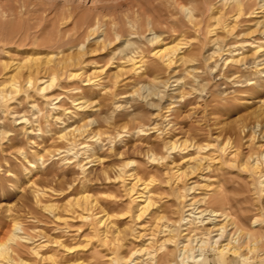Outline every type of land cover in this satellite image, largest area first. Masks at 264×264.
I'll list each match as a JSON object with an SVG mask.
<instances>
[{
	"label": "rangeland",
	"instance_id": "rangeland-1",
	"mask_svg": "<svg viewBox=\"0 0 264 264\" xmlns=\"http://www.w3.org/2000/svg\"><path fill=\"white\" fill-rule=\"evenodd\" d=\"M169 1L0 0V90L3 91L5 87L4 92L10 90L14 82L23 83L25 76L18 77L15 81L9 78L16 73V66L30 64L35 58L43 60L46 57H52L56 59L59 56L57 52L69 47H57L59 41L70 38L78 27L81 32L85 31L81 22L90 19L89 16L92 17L91 19L101 18L106 23H112L113 20L119 22L118 24L124 30L123 35H125L121 36L120 40L118 39L114 44L119 57L139 48V51L143 52V56L145 53L147 54L143 59L145 61L143 65L147 67L155 60L150 53L152 46L148 40L156 33L164 38L169 37V41L176 37L178 40L180 37V39H184L182 52L191 53L193 57H190L194 59V61L177 67L176 72L165 67L157 74L158 77L150 74L149 68H146L147 71L145 69L134 74L133 80L136 79L137 82L136 80L131 81L132 83L122 81L115 87L110 85L105 88L108 92L105 99H102L104 95H96L93 97L94 99L89 100L91 108L93 107L92 110H96L95 117L92 116L95 122L89 127L95 130H108L106 136L116 138L113 140L104 138L103 142L94 143V150L80 156L79 160L84 159L83 163L87 162L86 157L90 154L100 157V161L86 164L85 172L78 168L76 162L72 164L68 163L69 160L63 162L65 158L73 160L74 156L60 152L67 148L65 141L60 139V135L70 124L66 121L69 114L56 119L59 116L58 110L52 108L58 104H64L73 111L70 96L55 100L52 105L48 102L47 105L50 106H47V101H44L40 94L32 93L33 96L28 100L25 98V94L19 91L20 93H13L0 104L3 107L2 109L0 106V239L8 237L15 223H20L22 226L23 232L21 231L20 235L23 233V236H30L32 239L25 243L20 241V244H13V248H17L14 255L16 259L25 256V259L28 257L27 260L33 264H53L52 259L48 258L49 255H52L58 264H74L80 260L89 264H117L113 261L115 257L120 258L119 264H128L126 259L131 251L140 246H147L152 250L157 249L155 250V257L157 256L156 260L154 259L157 262L155 264H164L163 257H165L166 250L160 248V245L164 239L170 236V228H178L179 225L176 223H180L181 229L194 230L193 232L197 236H202L203 226L207 229L214 224L219 226L225 221H234L235 224L228 225L229 228L227 226L222 236H220L221 230L218 232L215 229L210 238H207L208 242L218 238V242L225 243L236 237L234 234L239 228L250 229L249 221L255 214H259L257 209H259V203H264V193L262 195L259 193L258 181L250 177L249 171L243 168L242 163L249 161L250 158L252 161L257 156L256 154L259 155L263 149L261 145L264 147V33L260 30L259 25V21H264L263 13L249 17L243 15L236 20L233 16L227 15L228 27L225 31L222 23L215 24L214 19V21L210 20L212 15L220 14L221 11H225L229 7L225 0ZM181 3L194 11H192L196 16V19L193 18L194 25L187 18L186 12L179 9ZM143 6L145 9L148 8L150 16ZM213 6L217 9L215 10ZM258 6V0H250L245 11L248 12ZM141 11L143 14H139L142 13ZM129 12L130 15H128ZM210 13L214 14L209 16ZM132 16L133 18H131ZM152 16L155 19L161 18L160 20L163 18V23L156 25V31L150 30L147 24L142 31L138 27L136 29V26H134L135 28L132 26L135 24L133 23L134 19L142 20L145 23L148 18H153ZM172 16L177 18L171 19ZM166 20L167 23L164 22ZM179 20L182 22L178 25ZM173 24L180 30L176 32L177 35L174 32L171 33L172 35L165 33V27L172 28ZM211 26H214L213 28L216 30ZM100 33L98 31L95 37L101 35ZM180 42L182 43L181 40ZM258 45L263 46L262 49L256 47ZM121 48L123 49L120 50ZM230 48L231 50H229ZM220 49H224V51H220ZM231 51L233 53H230ZM241 56H246L250 60L245 66L236 63L237 57ZM152 58L153 60L150 62ZM226 58L228 60H225ZM97 60L99 65H105L104 76L118 71L116 64H107L110 56L100 57ZM4 61L10 64V70H3L2 63ZM87 70L88 73H92L91 65ZM4 72L7 74L3 75ZM138 80H140L139 83ZM94 89H98V86ZM109 95L110 97H108ZM99 96L100 98H98ZM60 100L61 102H59ZM57 102L59 103L56 104ZM98 108L101 109L98 110ZM40 109H44L47 118L38 117ZM23 119L21 124L15 123L16 120ZM61 119L62 121H60ZM24 127L35 128L37 133L27 135ZM39 128L40 130H38ZM176 139L178 142L187 139L189 149L187 148L183 152L170 153L167 151L164 146L165 142ZM227 142L230 143L222 150L220 146H224ZM150 149H153L157 157L164 158L159 160V163H157L158 161L150 162L148 159ZM199 149L204 150L199 152ZM39 152L42 154L41 158L36 156ZM253 153L255 154L253 155ZM185 154L186 156H184ZM206 156L207 159H205ZM127 160L133 161L134 166L132 165L131 168L135 169L134 172H139L142 179L149 182L151 200L154 198L152 201L155 207L152 206L151 210L142 214L138 219L136 217L138 214L137 204L130 201L131 196L126 190L128 182L115 178L119 167ZM260 160L263 163V159L260 158ZM262 167L264 168V163ZM131 168L128 167V169ZM177 169L180 170L179 172L197 170L190 174L187 180V183L195 186L194 192L188 193L182 188L184 183L178 180V174L175 175ZM254 182H257L256 185ZM36 189L40 190L38 198ZM184 193L188 194L185 200L180 198ZM84 194H89L92 199L97 200L99 208L94 212L100 213L102 208L105 209L110 215V222H112L110 225L113 227L115 225L114 228L120 227L118 229L123 231L119 240L121 242H117L112 236L114 234L110 233L108 241L104 243L98 235L94 234L95 220L84 218L83 216L88 215L87 212L77 208L73 212V208L68 206V203L70 204L78 197L81 199L80 197ZM214 194L222 199V203L225 202L223 199H226V203L224 205L221 202L216 203L219 206L212 204ZM199 196L204 200L201 201ZM207 197L211 200L208 201ZM190 198L200 201L199 209L205 207L204 209H215L223 213H219V217L217 216V219L213 221L208 219L209 215H203L195 222L192 215L188 216L190 221L187 222L183 217L190 211L186 210L184 204L188 203L189 201L186 199ZM204 201L208 203L206 204ZM183 202L185 203L183 204ZM48 203L55 204V211L43 207ZM65 208L66 211L67 209L69 211L66 212ZM152 210L153 212H151ZM104 213L102 211L98 216L102 217ZM150 213H154L153 216L155 215L157 218L154 219ZM212 219L214 218L212 217ZM202 220L208 223L202 224ZM166 225H169L170 228H163ZM103 229L104 226L101 230ZM184 232L187 231L184 230ZM54 241H62L67 247L74 248L69 251L58 246ZM111 241L112 243H109ZM113 244L118 246L115 247ZM249 244L250 241H247L246 245ZM33 247H36L39 252L41 251L40 255L45 258L31 252ZM249 247L244 248L249 259L243 260L233 255L222 257L210 247V244H207L204 250L205 258L196 264H264V240L257 244L253 252H250ZM167 249L172 250L173 246L169 245ZM172 259L171 257L172 262L176 260L180 263L178 258H174V261Z\"/></svg>",
	"mask_w": 264,
	"mask_h": 264
},
{
	"label": "bare ground",
	"instance_id": "bare-ground-1",
	"mask_svg": "<svg viewBox=\"0 0 264 264\" xmlns=\"http://www.w3.org/2000/svg\"><path fill=\"white\" fill-rule=\"evenodd\" d=\"M171 1V0H170ZM169 1V2H170ZM174 1V0H173ZM177 2V1H176ZM183 2V1H182ZM224 2V1H223ZM226 4L229 6L225 11H221L220 14H216V15H212L210 20L214 21L215 20V24H223V28L228 27V23H226V16L230 15L231 17L233 16V18H238L240 16H254L258 13H263V18H264V0H258L259 2V6L250 10V11H245L246 9V5L250 2V0H225ZM139 3V2H138ZM142 3V2H141ZM172 3V2H171ZM170 3V4H171ZM179 3V1H178ZM184 3V2H183ZM140 4V3H139ZM174 4H176L174 2ZM214 4V3H213ZM223 4V3H222ZM257 4V3H256ZM178 5V4H176ZM175 5V6H176ZM212 5V4H211ZM224 5V4H223ZM252 5V3H251ZM255 5V4H254ZM132 6V5H131ZM134 6V5H133ZM132 6V7H133ZM142 6V5H141ZM253 6V5H252ZM251 6V7H252ZM257 6V5H256ZM130 7V6H129ZM135 7V6H134ZM148 12V8L145 9ZM161 7V5H160ZM179 7V6H178ZM211 7V6H209ZM131 8V7H130ZM142 8V7H141ZM171 8H173L171 6ZM181 8V10L186 12V16L189 19V21L191 23H193V20L196 19V16L193 15V10H190L188 7H186V5H183L181 3L179 9ZM214 8V6H213ZM250 8V5H249ZM253 8V7H252ZM135 9V8H134ZM137 9H139L137 7ZM178 9V10H179ZM212 9V8H211ZM215 10L217 8H214ZM162 10V9H161ZM222 10V9H221ZM129 11V10H128ZM145 11V12H146ZM153 11V10H152ZM193 11V12H192ZM142 13L139 14H143V11H141ZM169 12V11H168ZM212 12V11H211ZM218 12V11H217ZM149 13V12H148ZM156 13V12H155ZM248 13V14H247ZM131 13L129 12L128 15H130ZM153 14V13H152ZM151 14V15H152ZM211 14L214 13H210L209 16ZM127 15V16H128ZM136 15V14H135ZM170 16V14H168ZM97 16V15H96ZM140 16V15H138ZM150 16V13H149ZM207 16V15H206ZM90 19L88 20H83L81 22V26L85 27V31L81 32L79 27L76 28V31L70 36V38L68 39H63L62 41H59L60 43L57 44V47L61 48V47H65V46H69L66 49H62L61 51L57 52V54L59 56H57L56 59H53L52 57H46V59H39V58H35L34 61H32L30 64H23V65H19L18 67L16 66V73L14 75H11L9 78L13 81H15L18 77H22L25 76V78L23 79V83L22 84H18V82H14L12 87H10V90H7L4 92V90L6 89L4 87V90L2 88L3 91L0 90V104H2L3 102L6 101V99L11 96L13 93H17V92H23L22 94H25V98H31L33 95L32 93H37L40 94L42 96V98L44 99V101L46 102V105L49 104L52 105L54 103L55 100H58L60 98H65V96H70L71 99V107H73V111L68 107V106H64V104H58L59 102H61V100L59 102H57L56 104H58V106L52 108L55 110H58L57 114L59 116L56 117V119H60L61 117H63V115H67V120L68 122H70L69 125H67V127H65V130H63L61 132L60 135V139L65 141L67 148H65L63 151L61 150L60 152H64L66 155H73L74 159L70 160L68 158L63 159L64 161H68V163L72 164L76 162V165L78 166L79 169H81L82 172H85V167L86 164H88L89 162H97L100 161V157H94L93 155H88L86 158L88 159L86 163H83V160H79L80 156H84L85 154L89 153V151H92L95 149V144L97 143H101L103 142L105 139L108 140L110 139H114L116 137H112V136H106V134L108 135V130L107 131H103L101 129H92L89 126L93 125V123L95 122V120L92 119V116L95 115L94 112H96V110H92L91 105L89 100L92 99L93 97H95L96 95H104L102 96V99H105L108 95V92H106L105 88H107L110 85H113L114 87L116 86V84L121 83L122 81L124 82H131V81H135L136 79L133 80V76L134 74H138L140 73L142 70H145L146 68H149L148 72L150 74H154L155 77L157 76V74L159 72H161L163 69L166 68H170L173 71L176 72L177 67H179L180 65L189 63L191 61H194V59H192L193 55L190 54H185L182 52L183 50V40L184 39H180L178 40V38L176 37L175 39L173 38V40L171 39L169 41V37H162L160 34H154L153 37L149 38V44L150 46H152V49L150 50L151 55L153 56V58L155 59L154 62H151L153 60L150 59V64H148L147 67H145L143 65V59L145 57V54L143 56V52L139 51V48H135L133 49L131 52L123 54V56H117V49L114 46V44L116 43V41L121 37V36H125L124 34V30L123 28L118 24L119 22H117L116 20L111 21L112 23H106L104 20H101V18H97L91 19L92 17L89 16ZM105 17V16H104ZM153 17V16H152ZM155 17H157L155 15ZM161 17V16H160ZM174 16H172L171 19H173ZM195 17V18H194ZM230 17V18H231ZM83 18V17H82ZM123 18V17H122ZM126 18V17H125ZM133 18V16L131 17ZM175 19L177 17H174ZM194 18V19H193ZM87 19V18H86ZM103 19V18H102ZM161 18H157L155 19L153 18H148L147 21L145 23H143L142 20H137L134 19L135 24H133L132 26H136V29L138 27V29H140L141 31L144 29L145 24H147L148 28L150 30H155V28L158 26V24H162L163 23V18L162 20H160ZM187 19V20H188ZM198 19V18H197ZM214 19V20H213ZM81 20V18H80ZM119 20V18H118ZM125 20V19H124ZM199 20V19H198ZM202 20V19H201ZM79 22V21H78ZM132 22V21H131ZM165 23H167V20L164 21ZM173 22V21H172ZM182 22V20H179V23ZM210 22V21H209ZM175 24V22H173ZM190 23V24H191ZM128 24V23H127ZM172 24V23H171ZM173 24V26H174ZM183 24V23H182ZM181 24V25H182ZM198 26L199 24L196 23ZM195 24V25H196ZM201 24V23H200ZM214 24V26H215ZM74 25V24H73ZM122 25V24H121ZM125 25V24H124ZM130 25V24H129ZM157 25V26H156ZM176 25V24H175ZM192 25V24H191ZM194 25V23H193ZM209 25V24H208ZM259 25H260V30L262 31V33H264V21L261 20L259 21ZM213 26V27H214ZM217 26V25H216ZM222 26V25H221ZM161 27V26H160ZM178 27V26H177ZM211 26V28H213ZM129 28V27H128ZM135 28V27H134ZM181 28V27H180ZM183 28V27H182ZM191 28V27H190ZM195 28V27H194ZM210 28V27H209ZM207 29V28H206ZM215 29V28H213ZM211 29V30H213ZM235 29V28H234ZM131 30V29H130ZM135 30V29H134ZM159 30V29H158ZM201 30V29H199ZM210 30V31H211ZM216 30V29H215ZM228 30V29H227ZM98 31H100L101 35H99L98 37H95V35L98 33ZM156 31V30H155ZM161 31V30H160ZM180 31L179 28H176V26L170 28L169 26L165 27V33H172L174 32L176 34V32ZM195 31V30H194ZM220 31V30H219ZM230 31V30H228ZM244 31V30H243ZM247 31V30H246ZM185 32V31H184ZM212 32V31H211ZM210 32V33H211ZM248 32V31H247ZM135 33V32H133ZM225 33V32H224ZM223 33V34H224ZM150 34V33H149ZM207 34V33H206ZM212 34V33H211ZM216 34V33H215ZM243 34V33H242ZM245 34V33H244ZM172 35V34H171ZM177 35V34H176ZM179 35V34H178ZM181 35V34H180ZM184 36V35H182ZM216 36V35H215ZM59 37V36H58ZM173 37V36H172ZM175 37V36H174ZM223 37V36H222ZM120 40V39H119ZM180 40L182 41V43L180 42ZM217 40V39H216ZM221 40V39H220ZM132 41V40H131ZM187 41V40H186ZM185 41V42H186ZM218 41V40H217ZM216 41V42H217ZM256 41V40H254ZM262 41V40H260ZM184 42V44H185ZM213 42V41H212ZM244 42V41H243ZM242 42V43H243ZM247 42V41H246ZM46 43V42H45ZM249 43H251L249 41ZM239 44V43H237ZM46 45V44H45ZM189 45V44H188ZM187 45V46H188ZM217 45V44H216ZM219 45V44H218ZM228 45V44H227ZM235 45V43H234ZM231 45V46H234ZM195 47V46H194ZM218 47V46H217ZM224 47V46H221ZM237 47V46H236ZM256 47H263L261 45H258ZM120 48V46H119ZM185 48V47H184ZM123 48H121L120 50H122ZM131 49V48H130ZM129 49V50H130ZM225 49V48H224ZM224 49H220V51H224ZM228 49V48H227ZM240 49V48H239ZM262 49V48H261ZM3 50V49H2ZM217 50V49H216ZM231 50V48L229 49ZM237 50V49H236ZM235 50V51H236ZM256 50V49H255ZM228 52V50H227ZM256 52V51H255ZM254 52V53H255ZM258 52V51H257ZM263 52V51H262ZM149 53V56H150ZM217 53V52H216ZM222 53V52H221ZM229 53V52H228ZM227 53V54H228ZM230 53H233L232 51ZM239 53V52H238ZM242 53V52H241ZM56 54V53H55ZM120 54V53H119ZM214 54V52H213ZM147 55V54H146ZM106 57V56H110V60L108 61L107 64L111 63V64H116V68H118V71L116 73L110 74V75H105V65H99L98 60L100 57ZM192 56V57H190ZM215 56V55H214ZM243 56V55H242ZM237 57L236 59V63L240 64V65H246L249 63L250 60H248V58L245 57ZM56 57V56H55ZM230 57V56H229ZM234 57V56H233ZM236 57V56H235ZM262 57V56H261ZM191 58V59H190ZM222 58V57H221ZM257 58V57H255ZM259 58V57H258ZM197 59V58H196ZM146 60V59H145ZM225 60H228L227 58ZM224 60V61H225ZM232 60V58H231ZM231 60H229L231 62ZM255 60V59H253ZM256 61V60H255ZM254 61V62H255ZM149 62V61H148ZM196 62V61H195ZM235 62V61H234ZM233 62V63H234ZM259 62V61H258ZM257 62V64H258ZM224 63V62H223ZM232 63V62H231ZM262 63V62H261ZM225 64V63H224ZM254 64V63H253ZM256 64V63H255ZM91 65V69H93L92 73H88V66ZM228 65V64H227ZM2 67L3 70H7V69H11V66L8 62H3L2 63ZM181 68V67H180ZM197 70H199L198 68H196ZM147 71V69H146ZM145 72V71H144ZM195 72V71H194ZM10 73V72H9ZM146 73V72H145ZM144 73V74H145ZM148 73V75H150ZM196 73V72H195ZM1 74V71H0ZM7 74V72L3 73V75ZM143 74V75H144ZM198 75V74H197ZM195 76V75H194ZM152 77V76H151ZM158 77V76H157ZM196 77V76H195ZM137 78V77H136ZM22 79V78H21ZM10 80V81H11ZM183 80V79H182ZM9 81V82H10ZM137 82V80H136ZM135 82V83H136ZM140 82V80H138V83ZM12 83V82H11ZM21 83V82H20ZM132 83V82H131ZM134 83V84H135ZM181 83V82H180ZM253 83V82H250ZM126 84V83H125ZM124 85V84H123ZM129 85V84H128ZM136 85H138L136 83ZM6 86V85H5ZM96 86H98V89H94ZM125 86V85H124ZM135 86V85H134ZM94 87V88H93ZM132 87V86H131ZM114 90V89H113ZM111 91V90H110ZM19 92V93H20ZM104 93V94H103ZM64 94V96L62 97V95ZM116 94V93H114ZM119 94V93H118ZM116 96V95H115ZM114 96V97H115ZM118 96V95H117ZM122 96V94H121ZM23 97V96H22ZM35 97V96H34ZM110 97V95L108 96ZM123 97V96H122ZM125 97V96H124ZM24 98V97H23ZM100 98V96L98 97ZM118 98V97H117ZM94 99V98H93ZM30 100V99H28ZM34 100V99H33ZM63 100V99H62ZM26 102V99L24 100ZM43 101V102H44ZM67 101V100H66ZM65 101V102H66ZM95 101V100H94ZM97 101H99L97 99ZM115 101V100H114ZM34 102V101H33ZM92 102V101H91ZM35 103V102H34ZM45 103V102H44ZM67 103V102H66ZM101 103V102H100ZM37 104V103H36ZM102 104V103H101ZM108 104V103H107ZM33 105V104H31ZM30 105V106H31ZM44 105V104H43ZM47 105V106H50ZM70 105V104H69ZM100 105V104H99ZM1 108L3 109L2 105H0ZM98 106V105H97ZM105 106V105H104ZM120 106V105H119ZM46 107V106H45ZM44 107V108H45ZM114 107H116L114 105ZM121 107V106H120ZM119 107V108H120ZM43 108V107H42ZM97 108V107H96ZM101 108H98V110ZM111 109V108H110ZM117 109V107H116ZM47 110V109H46ZM71 110V111H70ZM118 110V109H117ZM38 111V110H37ZM49 111V110H48ZM14 112V111H13ZM98 112V111H97ZM38 113V112H37ZM107 113V112H106ZM38 115V114H37ZM23 116V115H22ZM21 116V117H22ZM56 116V114H55ZM25 117V116H23ZM39 118H47V115L45 116L44 113V109H40L39 110ZM37 117V118H38ZM49 117V115H48ZM95 117V116H94ZM36 118V117H35ZM55 118V117H54ZM18 119V118H17ZM28 119V118H27ZM119 120V119H118ZM19 121V122H17ZM23 120H16L15 123L16 124H21ZM43 121V120H42ZM62 121V119L60 120ZM64 123V122H63ZM99 123V121H98ZM99 127V125H97ZM97 127V128H98ZM25 128V127H24ZM23 128V129H24ZM64 129V128H63ZM108 129V128H107ZM37 129L35 128H25V133L27 135H34L36 134ZM40 130V128L38 129ZM144 131V130H141ZM25 134V135H26ZM120 135V134H119ZM115 136V135H114ZM105 138V139H104ZM229 140V139H228ZM227 140V141H228ZM90 143V144H89ZM95 143V144H94ZM188 140H183L181 142H178V140H168L167 142H165V149L167 151H169L170 153L175 152V151H179V152H183L186 151V149L189 147V145L187 144ZM230 142H227L226 144H224V146H220L222 148V150H224V147L229 144ZM193 144V143H192ZM191 144V145H192ZM197 145V143H196ZM207 145V144H206ZM213 145V144H212ZM212 145H210L211 147H213ZM202 146V145H201ZM209 146V147H210ZM229 146V145H228ZM191 147V146H190ZM195 147V146H194ZM197 147V146H196ZM208 147V146H207ZM215 147V146H214ZM217 147V145H216ZM232 147V146H231ZM261 147L263 148L260 151V154L258 155V153L256 154L257 156H255L253 158V160L251 161L250 159H248L249 161L242 163L244 166L243 168H246L249 173H250V177L252 179H256L258 181V184L260 185V189H259V193L262 195L264 193V168L263 163H264V147L263 145H261ZM260 147V148H261ZM198 148V147H197ZM259 148V149H260ZM189 149V148H188ZM233 149V148H232ZM200 150V149H199ZM204 150V149H201ZM201 150L199 152H201ZM217 150V149H216ZM230 150V149H229ZM198 151V150H197ZM198 152V153H199ZM197 153V154H198ZM217 153V152H216ZM196 154V155H197ZM201 154V153H200ZM199 154V155H200ZM237 154V153H235ZM255 153H253L254 155ZM96 155V154H94ZM189 155V154H188ZM193 155V154H192ZM261 155V156H260ZM37 157L41 158L42 154L39 152L36 155ZM90 156H92V158H90ZM99 156V155H98ZM186 156V154L184 155ZM195 156V155H194ZM198 156V155H197ZM208 156V155H207ZM207 156L205 159H207ZM224 156V155H223ZM199 157V156H198ZM205 157V156H203ZM237 157V156H236ZM72 158V157H71ZM164 157H157V154L154 153L153 149H150L148 151V159L150 160V162H156L159 163V160H162ZM213 158V157H212ZM260 158L263 159V163L260 160ZM192 159V158H191ZM204 159V160H205ZM184 160V159H183ZM186 160V159H185ZM194 160V157H193ZM201 160V158H200ZM189 161V160H188ZM203 161V160H202ZM213 161V160H212ZM199 162V161H198ZM201 163V162H200ZM228 163V162H227ZM238 163V162H237ZM66 164V163H65ZM136 164V163H135ZM189 164V163H188ZM241 164V163H239ZM134 166V162L133 161H128L123 163L122 166L119 167L118 169V173L117 176L115 177L116 179L119 180H123L124 182H128L126 184V190L128 191V194L131 196L130 201L132 203H136V211L138 212V214L136 215L137 219L141 217V215L146 212H148V210H151L150 208L152 206H154V198L151 200V190L149 187V182L146 180H143L142 177L134 172L135 169H132L131 166ZM202 165V164H201ZM130 166L131 169H128V167ZM183 166V165H182ZM198 166V165H197ZM204 166V165H203ZM209 166V165H208ZM196 167V166H195ZM202 167V166H201ZM200 167V168H201ZM206 167V166H205ZM230 167V165H229ZM197 169V168H196ZM195 169V170H196ZM241 169V168H240ZM239 169V170H240ZM169 170V169H168ZM176 170V169H175ZM195 170L191 169L189 171L187 170H183L181 172H179L180 170L177 169L176 174H178L177 178L178 180H180L181 182H183L184 187H182L184 190H186L185 192L190 193L191 191L194 192L193 190L195 189V186L187 183V180L190 176V174L194 173ZM200 170V169H199ZM198 170V171H199ZM203 170V169H201ZM245 170V169H244ZM197 172V170H196ZM244 172V171H243ZM242 173V172H241ZM173 175V176H175ZM182 175V176H181ZM181 176V177H180ZM176 177V176H175ZM151 178V177H150ZM251 179V180H252ZM151 180V179H150ZM152 181V180H151ZM255 181V180H253ZM169 182V181H168ZM177 182V181H176ZM153 183V182H152ZM257 183V182H256ZM256 183L254 182V184L256 185ZM124 185V184H123ZM125 186V185H124ZM182 186V185H181ZM244 186V185H243ZM178 187V186H177ZM257 187V186H256ZM181 188V187H180ZM243 188V187H242ZM248 188V187H247ZM258 188V187H257ZM178 189V188H177ZM37 192L36 197L38 198L39 196V189L35 190ZM174 191H178V190H174ZM180 191V189H179ZM182 192H184L183 190H181ZM85 192V191H84ZM154 192V191H153ZM247 192V191H246ZM258 192V191H257ZM127 193V192H126ZM45 194V193H44ZM176 194V193H175ZM180 194V192H179ZM219 194V193H218ZM221 194V193H220ZM215 195V194H214ZM240 195V193H239ZM111 196H113L111 194ZM180 196V195H179ZM203 196V195H202ZM206 196V195H205ZM203 196V197H205ZM208 196V194H207ZM216 196V195H215ZM213 196L212 200L213 202H211L212 204L221 202L222 203V199L219 197H215ZM227 196V195H226ZM45 197V196H44ZM110 197V196H107ZM188 197V194L185 195H181L180 198L184 199ZM194 197V196H193ZM200 197V196H199ZM223 198V196H220ZM69 198V197H68ZM76 198V197H75ZM81 199L76 198L75 200H73L70 204L68 203V206L70 205L71 208H73V212L74 209H81L83 212H87L88 215L82 216L84 218L87 219H94L95 220V228H93L94 234L95 236H99L101 238V240L106 243L108 241V237L110 233H113L114 236L113 238H115V240H117V242L120 240L121 236L123 235V231H121L120 227L118 228H114L113 225H110V215L109 213L106 212L105 209H101V212H105L102 217L98 216V214H100L98 211L94 212L97 208H99L97 200L95 201L94 199L91 198V195L89 194H84L82 197H80ZM208 198V197H207ZM206 198V199H207ZM238 198V197H237ZM201 201L204 200L202 199V197H200ZM71 200V199H70ZM180 200V199H178ZM182 200V201H184ZM211 200V199H210ZM208 198V201H210ZM224 203H222L223 205L226 203V199ZM229 200V199H228ZM227 200V201H228ZM236 200V199H235ZM181 201V202H182ZM186 201H189L188 203L184 204L185 202H183V204L185 205V207L187 208V211H190L189 214H187L185 217H183L185 219V221H190L188 216H192L194 217L193 221L196 219L201 218L203 215H209L208 219H210L211 221L217 219V216L219 215V213H223V212H219L215 209H199L200 207L198 206V203L200 201H198L197 199L193 200V198L190 199H186ZM237 201V200H236ZM206 202V201H204ZM208 202H206L207 204ZM130 204V203H129ZM128 204V205H129ZM200 204V203H199ZM203 204V203H201ZM260 206L258 207L259 209V214H255V216H253L251 218V220L249 221L250 223V229H247L246 227H242L239 228L238 231L236 232V237L234 239H231L228 242H218V238L217 239H212V241L208 242L207 238H210L212 232L217 229L218 232L221 230L220 232V236H222V233L226 230L227 226L230 224L234 225V221H230L228 220L227 222H223L222 224L215 225L212 227H209L207 229H205L206 227L203 226L204 229V233H202V236H197V234H195L193 231L194 230H190L187 228H183L181 229V225L178 221V228L176 229H172L170 228L169 225L163 226V228H170L169 232L171 234H169L170 236H168V238L164 239L160 245V248H164V250H166V254L164 253L163 259L165 260L164 264H196L199 261H203L201 259L205 258V254H204V250H205V246H207V244H210V247L217 251L219 253L220 256L222 257H227L228 255H233L234 257L237 258H241L243 260H248L249 256L244 252V248L249 247L250 252H253L254 249L257 247V244L261 241L264 240V203H259ZM127 205V206H128ZM172 205V204H171ZM222 205V206H223ZM58 206V205H56ZM67 206V205H65ZM69 206V207H70ZM219 206V205H218ZM226 206V205H225ZM231 206V205H230ZM45 209H49V210H53L56 208L55 204H46L43 206ZM130 207V205H129ZM155 207V206H154ZM181 207V206H180ZM209 207V206H208ZM213 207V205H212ZM242 207V206H241ZM131 208V207H130ZM134 208V207H133ZM184 208V206H183ZM231 208V207H229ZM70 209V208H69ZM185 209V208H184ZM234 209V208H233ZM72 210V209H71ZM98 210V209H97ZM131 210V209H130ZM133 210V209H132ZM155 210V209H154ZM227 210V209H226ZM48 211V210H47ZM63 211V210H62ZM66 211V208H65ZM67 211H69L67 209ZM66 211V212H67ZM78 211V210H77ZM223 211V210H222ZM72 212V213H73ZM129 212V211H128ZM134 212V211H133ZM132 212V213H133ZM153 212V210L151 211ZM156 212V211H155ZM180 212V211H179ZM226 212V211H225ZM224 212V213H225ZM71 213V212H70ZM130 213V212H129ZM131 213V214H132ZM136 213V212H134ZM159 213V212H158ZM157 213V214H158ZM183 213V212H182ZM258 213V212H257ZM151 214V213H150ZM154 214V213H153ZM153 214H151L153 216ZM186 214V213H185ZM197 214V215H194ZM58 215V214H57ZM56 215V216H57ZM226 215V213H225ZM229 215V214H228ZM60 216V215H58ZM57 216V217H58ZM221 216V215H220ZM223 216V215H222ZM69 217V216H68ZM105 217V218H104ZM150 217V215H149ZM154 219L157 218L155 217V215L153 216ZM161 217V216H160ZM159 217V218H160ZM163 217V216H162ZM165 217V216H164ZM212 217L214 219H212ZM219 217V216H218ZM62 218V217H61ZM225 218V217H224ZM65 220V218H62ZM112 219V218H111ZM150 219V218H149ZM152 219V218H151ZM59 220V219H58ZM93 220V221H94ZM153 220V219H152ZM208 220V221H210ZM92 221V220H91ZM92 221V222H93ZM150 221V220H149ZM248 221V219H247ZM154 222V221H153ZM200 222V220H199ZM202 224H207L208 222H204V220L201 221ZM67 223V222H66ZM155 223V222H154ZM182 223V222H181ZM213 223V222H211ZM92 224V223H91ZM153 224V223H151ZM157 224V223H156ZM185 224V223H184ZM195 224V223H193ZM201 224V223H200ZM155 225V224H154ZM183 225V223H182ZM192 225V224H190ZM231 225V226H232ZM93 226V225H92ZM91 226V227H92ZM102 226H104V229L101 230ZM153 226V225H152ZM175 227H177L176 225H174ZM184 226V225H183ZM193 226V225H192ZM228 226V228H229ZM237 226V225H236ZM241 226V225H240ZM244 228V229H243ZM246 228V229H245ZM193 229V228H192ZM195 229V228H194ZM184 230H186L187 232H184ZM198 230V229H197ZM22 231V226L20 223H15L13 224L11 231L9 232V235L6 239H0V264H33L32 262H30L27 257V259L21 258L19 257V259H16L15 255V250L13 248V244H17L20 241L21 242H28L30 240H32L30 238V236H23L24 234L22 233V235H20V232ZM23 232V231H22ZM158 233V231H157ZM193 233V234H192ZM214 233V232H213ZM26 235V233H25ZM28 235V234H27ZM93 236V235H92ZM153 236V235H152ZM216 236V235H213ZM98 238V237H97ZM99 238V239H100ZM151 238V237H150ZM213 238V237H212ZM60 240V239H59ZM111 240V239H110ZM114 240V241H115ZM37 241V240H36ZM113 241V242H114ZM222 241V240H221ZM250 241L249 245H246V242ZM35 242V241H34ZM116 242V241H115ZM121 242V241H119ZM54 243L58 244V246H62L64 248H66L67 250L71 251L73 250L74 247H67L66 245H64L62 243V241H54ZM109 243H112L109 242ZM263 243V242H262ZM20 244V243H19ZM36 244V243H35ZM50 244V243H49ZM118 244V243H117ZM24 245V244H23ZM34 245V244H33ZM38 245V243H37ZM36 245V246H37ZM48 245V244H46ZM45 245V246H46ZM55 245V244H54ZM115 246V244H113ZM173 246L172 250H168L167 246ZM21 246V245H19ZM35 246V245H34ZM118 246V245H116ZM115 246V247H116ZM123 246V245H120ZM152 247V246H151ZM44 248V247H43ZM136 248V247H135ZM155 250H157L156 248H154ZM36 256H41L39 250L36 247H33L31 249ZM131 250V249H130ZM152 250L149 247H142L140 246L139 248L137 247V249H134L133 251H131L129 257L126 259V262L128 264H155L157 262L154 261V259L157 257H155L156 255V251ZM57 251V250H55ZM66 251V250H65ZM96 251V250H95ZM197 251H201L200 253H198ZM52 252V251H51ZM94 252V251H93ZM159 252V251H158ZM198 254H197V253ZM30 253V251H29ZM49 253V252H48ZM101 253V252H100ZM50 254V253H49ZM48 254V255H49ZM32 255V254H30ZM44 255V254H43ZM113 255V254H111ZM160 255V254H159ZM158 255V256H159ZM47 256V255H46ZM106 256V254H105ZM116 256V255H115ZM120 256V255H119ZM127 256V255H126ZM173 256H177V257H173ZM38 257V258H41ZM171 257L174 258H178L180 263L176 262H172L171 261ZM45 258V257H43ZM47 258V257H46ZM49 259H52L53 264H58L56 262V260L53 258L52 255L48 256ZM111 258V257H110ZM122 259V257H121ZM124 259V258H123ZM172 259V260H173ZM208 259V258H207ZM112 260V258H111ZM156 260V259H155ZM33 261V260H32ZM42 261V259H41ZM113 261L117 264H119L120 258H115L113 259ZM112 261V262H113ZM125 261V260H124ZM161 261V260H160ZM163 261V260H162ZM174 261V260H173ZM178 261V260H177ZM34 262V261H33ZM71 262V261H70ZM123 262V261H122ZM159 263V262H158ZM161 263V262H160ZM60 264V263H59ZM71 264V263H70ZM73 264V263H72ZM74 264H89V263H85L83 260L75 262ZM91 264V263H90ZM122 264V263H121Z\"/></svg>",
	"mask_w": 264,
	"mask_h": 264
}]
</instances>
